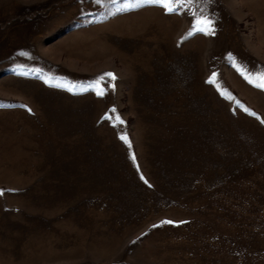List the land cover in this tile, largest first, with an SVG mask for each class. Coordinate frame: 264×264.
Instances as JSON below:
<instances>
[{"label":"rangeland","instance_id":"rangeland-1","mask_svg":"<svg viewBox=\"0 0 264 264\" xmlns=\"http://www.w3.org/2000/svg\"><path fill=\"white\" fill-rule=\"evenodd\" d=\"M133 2L0 0V264H264V0Z\"/></svg>","mask_w":264,"mask_h":264},{"label":"snow or ice","instance_id":"snow-or-ice-1","mask_svg":"<svg viewBox=\"0 0 264 264\" xmlns=\"http://www.w3.org/2000/svg\"><path fill=\"white\" fill-rule=\"evenodd\" d=\"M97 4H100L102 0H95ZM110 2L115 3L116 0H110ZM211 0H205V3H210ZM192 3V0H134L133 3H125L122 8H118L117 11L121 10H129L136 7H139L141 4H151L156 5L159 7H162L166 13H175L177 10V7H182L185 4ZM194 17L192 28L190 32L188 33L189 36L195 34V33H204L206 35L214 34L215 33V27H214V20L203 13L197 15L196 13L192 14ZM107 76L110 78V80H115L116 77L112 73H105L103 76L99 77L95 82H93L88 87L81 88L79 91L85 92L88 90H95L97 95H103L104 90L100 86V82L104 79V77ZM215 77V73L213 74V78H210L209 82H212ZM246 78L249 79L250 83L254 82V86L264 90V72H259L255 74V77H251L250 75H246ZM45 83H49L48 80H45ZM114 87V85H110ZM71 91L72 89H68ZM114 111V110H113ZM247 111V110H245ZM253 114L254 113H250ZM119 118L117 117V120ZM264 122V121H262ZM121 139H124L126 141V137H121ZM127 142V141H126ZM162 223H171V221H163Z\"/></svg>","mask_w":264,"mask_h":264}]
</instances>
